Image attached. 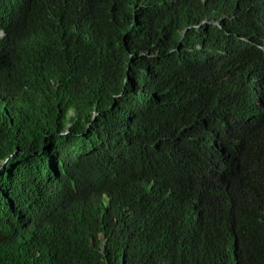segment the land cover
Segmentation results:
<instances>
[{
    "label": "trees",
    "instance_id": "obj_1",
    "mask_svg": "<svg viewBox=\"0 0 264 264\" xmlns=\"http://www.w3.org/2000/svg\"><path fill=\"white\" fill-rule=\"evenodd\" d=\"M0 264H264V0H0Z\"/></svg>",
    "mask_w": 264,
    "mask_h": 264
},
{
    "label": "clouds",
    "instance_id": "obj_2",
    "mask_svg": "<svg viewBox=\"0 0 264 264\" xmlns=\"http://www.w3.org/2000/svg\"><path fill=\"white\" fill-rule=\"evenodd\" d=\"M0 35H1V37H2L3 34L0 32Z\"/></svg>",
    "mask_w": 264,
    "mask_h": 264
},
{
    "label": "rangeland",
    "instance_id": "obj_3",
    "mask_svg": "<svg viewBox=\"0 0 264 264\" xmlns=\"http://www.w3.org/2000/svg\"><path fill=\"white\" fill-rule=\"evenodd\" d=\"M0 37H1V35H0Z\"/></svg>",
    "mask_w": 264,
    "mask_h": 264
}]
</instances>
